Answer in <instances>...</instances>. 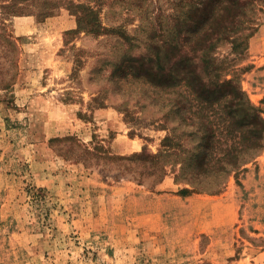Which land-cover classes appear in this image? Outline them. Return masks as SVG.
Listing matches in <instances>:
<instances>
[{
    "label": "rangeland",
    "instance_id": "obj_1",
    "mask_svg": "<svg viewBox=\"0 0 264 264\" xmlns=\"http://www.w3.org/2000/svg\"><path fill=\"white\" fill-rule=\"evenodd\" d=\"M87 6L101 34L71 32ZM178 10V0H0V264H264V148L220 192L192 191L175 155L144 152L165 150L172 130L177 151H196L203 131L163 117L142 84L110 78V62L145 53ZM255 15L244 53L225 41L217 55L264 110V4ZM226 117L211 119L220 145Z\"/></svg>",
    "mask_w": 264,
    "mask_h": 264
},
{
    "label": "trees",
    "instance_id": "obj_2",
    "mask_svg": "<svg viewBox=\"0 0 264 264\" xmlns=\"http://www.w3.org/2000/svg\"><path fill=\"white\" fill-rule=\"evenodd\" d=\"M262 4L264 0H178L177 22L167 34L157 41L149 37L145 53L126 51L110 62V78L114 81L121 83L126 79L142 84L146 96L159 99L162 111L165 109L163 117L178 113L203 131L196 151H177L172 130L163 139L165 150L157 155L144 152L150 161L166 162L175 155L170 163L180 164L179 171L185 172L192 191L220 192L227 178L264 148L263 108L243 90L237 67L230 68L232 59L226 61L217 55L225 41L231 43L233 52L244 53L258 24L256 11ZM92 11L89 6L84 7L78 14V28L71 32L101 34L105 28L90 16ZM3 36L14 43L8 32H3ZM219 112L227 116L225 145H220L217 130L211 124Z\"/></svg>",
    "mask_w": 264,
    "mask_h": 264
}]
</instances>
